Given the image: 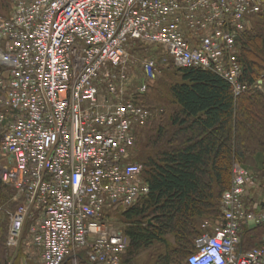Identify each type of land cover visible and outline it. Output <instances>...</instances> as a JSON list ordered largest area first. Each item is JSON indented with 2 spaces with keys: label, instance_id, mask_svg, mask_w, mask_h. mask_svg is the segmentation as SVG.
Listing matches in <instances>:
<instances>
[{
  "label": "built area",
  "instance_id": "2783aa9c",
  "mask_svg": "<svg viewBox=\"0 0 264 264\" xmlns=\"http://www.w3.org/2000/svg\"><path fill=\"white\" fill-rule=\"evenodd\" d=\"M255 14L264 0H13L0 15V180L24 201L10 213L7 244L30 208L37 264L81 249L93 263L120 264L127 237L106 212L148 192L132 161L152 113L136 102L147 87L137 71L158 73L147 50L211 70L238 95L236 38ZM232 171L222 222L194 239L186 264H264V240L243 250L240 237L247 222L264 221L242 199L256 179L239 163Z\"/></svg>",
  "mask_w": 264,
  "mask_h": 264
},
{
  "label": "trees",
  "instance_id": "16d2710c",
  "mask_svg": "<svg viewBox=\"0 0 264 264\" xmlns=\"http://www.w3.org/2000/svg\"><path fill=\"white\" fill-rule=\"evenodd\" d=\"M10 5L11 0H0V15L7 14ZM251 19L253 26L236 40L240 81L247 85L238 95L211 70L164 66V58L157 56L161 73L178 75L179 80L163 86L152 83L136 101L156 110L136 135L132 157L141 164L149 190L132 205L106 212L108 219L117 218L128 238L120 264H185L202 223L221 219L220 199L230 187L234 161L245 168L250 164L264 180V16ZM164 86L167 97L159 99ZM259 188L250 187L242 197L245 207L256 212L264 211V196L253 197ZM16 194L0 180V208L14 211L23 199ZM2 216L0 264H9L15 247L7 245L9 218ZM262 239L264 222L242 226L243 250ZM77 258L79 264H97L85 249Z\"/></svg>",
  "mask_w": 264,
  "mask_h": 264
},
{
  "label": "rangeland",
  "instance_id": "374dc122",
  "mask_svg": "<svg viewBox=\"0 0 264 264\" xmlns=\"http://www.w3.org/2000/svg\"><path fill=\"white\" fill-rule=\"evenodd\" d=\"M251 26H253L252 24V19L249 20V23L248 25L246 26V29H249ZM138 46V45H137ZM139 47V46H138ZM147 53L150 54V55H155L156 51L149 48L147 50ZM144 54V53H143ZM169 59V58H168ZM170 63H171V60L169 59ZM160 64V63H159ZM147 76L144 74L142 76V78H146ZM163 78V80H161ZM179 80V76L178 75H173L172 78H168V76L164 75V73H160L159 75L155 76L154 79H153V83H155V85L159 82L160 86H163L165 84H167L168 82L172 83V82H175V81H178ZM165 86L162 88L164 89ZM167 91L166 89L162 90V93L161 95H157V97L159 99L161 98H166L167 97ZM157 99V100H159ZM156 98H155V101H157ZM169 100V99H168ZM168 104H164L163 106L164 107H167ZM158 120H156V123H157ZM235 163H239L241 166H243V164L237 160L234 161L233 165ZM247 167L252 171V173L254 172L255 176L257 177V182L259 183V185H261V188L255 190V192L253 193V197L255 198V200H258L259 198H261L262 196H264V180H262V178H260L259 176V172L256 168L252 167V166H249L247 165ZM232 170H233V166H232ZM11 210V209H10ZM8 208H0V216H5L7 214L8 218L10 216V213L12 211H10ZM254 214H259V212H256V211H252ZM2 216V217H3ZM221 219H222V216H221ZM221 219H218V220H215L213 222L211 221H204L202 224H206V229L207 228H210L212 226H216L217 224H219V222L221 221ZM9 220V219H8ZM34 219H32V217H28L27 220H26V223H25V226L22 230V233H21V237H20V242L18 244V250H17V253L15 254L16 252V247L14 249V253H12V256H11V259L9 260V264H27L25 262V260L27 259V256L26 253L30 250L32 251H37V249L39 250V248H37L36 245H34L31 241V236L28 232V226L30 225V223L33 222ZM110 222L117 228H119L120 230H122V225L121 223L117 220V218L113 217L111 219H109ZM201 229H204L201 225ZM123 232V230H122ZM37 248V249H35ZM145 258H146V255H145ZM64 264H79V260L77 258V254L76 255H71L69 254L65 261H64Z\"/></svg>",
  "mask_w": 264,
  "mask_h": 264
},
{
  "label": "bare ground",
  "instance_id": "6f19581e",
  "mask_svg": "<svg viewBox=\"0 0 264 264\" xmlns=\"http://www.w3.org/2000/svg\"><path fill=\"white\" fill-rule=\"evenodd\" d=\"M12 1H13V0H11V4H12ZM10 6H11V5H10ZM255 15H263V16H264V14H255ZM255 15H253V16H255ZM253 16L250 17V20H251V18H252ZM245 29H246V28H245ZM245 29H244V30H245ZM244 30H243V31H244ZM243 31H242V32H243ZM242 32H240V33H242ZM240 33H239V34H240ZM239 34L237 35V38H238ZM237 38H236V40H237ZM238 52H239V48H238ZM155 54H156V56H159V55L162 56V57L164 58V60H163L164 63H165V61H169V59L171 60V58H170L169 56L163 55V54H161V53L158 52V51H156ZM237 56H238V54H237ZM168 58H169V59H168ZM171 63H172V62H171ZM169 64H170V63H169ZM169 64H168V65H169ZM168 65H167V66H168ZM164 66H165V65H164ZM199 68H200V67H199ZM1 69H2V68H1V66H0V70H1ZM202 69H203V68H202ZM137 72H138V78H139L140 80L146 82L147 87H146V90L143 92V93H145V92L148 90L149 85L153 83L152 81H153L154 77H153V78L146 77V78L143 79L142 76L144 75V73L141 72V71H137ZM160 73H161V70H160L159 67H158V73H157L155 76L159 75ZM243 84H244V83H243ZM245 85H246V84H245ZM246 89H247V85H246ZM246 89H245V90H246ZM232 91H233V90H232ZM243 91H244V90H243ZM243 91H241V92H243ZM241 92H240V93H241ZM143 93H142V94H143ZM233 93H234V92H233ZM240 93H239V94H240ZM142 94H141V95H142ZM234 95H235V94H234ZM140 105H141V104H140ZM145 107H146V106H145ZM147 108H149V107H147ZM1 109H2V108H1ZM149 109H151V108H149ZM151 110H152V113H151V115H152L153 112L156 111V110H154V109H151ZM0 112H4V109H2ZM151 115H150V116H151ZM144 125H145V124H144ZM144 125H143V126H144ZM143 126H141V127H143ZM141 127H139V129H138V131H137V134H138V132H139V130H140ZM137 134H136V135H137ZM0 137H1V136H0ZM135 138H136V136H135ZM1 141H2V140H1ZM132 151H133V154H132V157H133V156H134V145H133V150H132ZM243 167H244V166H243ZM244 168H245V167H244ZM232 174H233V171H232ZM254 177H255V176H254ZM255 179H256V178H255ZM231 181H232V176H231ZM4 184H5V183H4ZM147 185H148V184H147ZM230 186H231V183H230ZM257 186H259V183H258L257 180H256V185L251 186V187H257ZM229 188H230V187H229ZM229 188H228V189H229ZM249 188H250V187H248L247 189H249ZM247 189H246V191H245L244 194L247 193V191H248ZM148 190H149V189H148ZM224 192H225V191H224ZM224 192H223V193H224ZM222 195H223V194H222ZM15 196H18V195L16 194ZM142 196H143V195H142ZM221 198H222V196H221ZM23 201H24V200L22 199L21 203H23ZM21 203H20V204H21ZM220 203H221V199H220ZM20 204H19V205H20ZM19 205H18V206H19ZM18 206H17V207H18ZM121 208H123V207H121ZM247 208H248V207H247ZM16 209H17V208H16ZM16 209H15V210H16ZM248 209L252 212V210H251L250 208H248ZM15 210H14V211H15ZM220 211H221V206H220ZM12 212H13V211H12ZM260 213H264V211H260ZM28 214H29L28 217H32V219H33V215H32V214H33V210H31V209L29 208V210H28ZM253 214H254V213H253ZM257 214H258V213H257ZM221 216H222V211H221ZM28 217H27V218H28ZM26 220H27V219H26ZM221 222H222V219H221V221L219 222V224H220ZM263 222H264V221H263ZM9 223H10V222H9ZM9 223H8V229H9ZM25 223H26V222H25ZM247 223H249L250 225H253V224H255L256 222H254L253 220H251V221H249V222H247ZM258 223H260V222H258ZM30 224H31V223H30ZM219 224H217V225H219ZM202 225H203V224H202ZM217 225H216V226H217ZM202 227H203V226H202ZM212 227H214V226H212ZM212 227L207 228V229H206L205 227H203L204 229H201V233L204 232L205 230H211ZM241 230H242V228H241ZM201 233H200V234H201ZM200 234H199V235H200ZM199 235H198V236H199ZM198 236H197V237H198ZM20 237H21V235L17 238V244H16V245H14V246H12V245H8V244H7V245H8V246H12V247H16V248H17V247H18V244H19V242H20ZM240 237H241V231H240ZM7 238H8V235H7ZM195 238H196V237H195ZM195 238H194V239H195ZM263 240H264V239H262V240L259 242V244H260ZM241 243H242V240H241ZM259 244H258V245H259ZM127 245H128V238H127ZM127 245H126V247H127ZM258 245H256V246H258ZM256 246H254V247H256ZM126 247H125V248H126ZM193 247H194V243H193ZM254 247H253V248H254ZM125 248H124V249H125ZM124 249H123V250H124ZM250 249H252V248H250ZM247 250H249V249H247ZM193 251H194V250H193ZM193 251H192V252H193ZM76 254H77V253H76ZM68 255H69V254H68ZM68 255H67V256H68ZM71 255H73V254H71ZM187 257H188V256H187ZM187 257H186V259H187ZM65 258H66V257H65ZM186 259H185V264H186ZM64 260H65V259H64ZM63 262H64V261H63ZM63 262H62V264H63Z\"/></svg>",
  "mask_w": 264,
  "mask_h": 264
},
{
  "label": "crops",
  "instance_id": "0c3cea01",
  "mask_svg": "<svg viewBox=\"0 0 264 264\" xmlns=\"http://www.w3.org/2000/svg\"><path fill=\"white\" fill-rule=\"evenodd\" d=\"M249 166H251L250 164H248ZM247 168V167H246ZM247 169H249V168H247ZM31 238V237H30ZM35 249H37V248H35ZM26 255H28L27 256V259L25 260V262L27 263V264H37L39 261H40V250H38L37 249V251H28L27 253H26ZM67 257V256H66ZM66 259V258H65ZM65 261V260H64ZM63 264H64V262H63Z\"/></svg>",
  "mask_w": 264,
  "mask_h": 264
},
{
  "label": "water",
  "instance_id": "95a60500",
  "mask_svg": "<svg viewBox=\"0 0 264 264\" xmlns=\"http://www.w3.org/2000/svg\"><path fill=\"white\" fill-rule=\"evenodd\" d=\"M17 250H18V247L16 248V252H15V254L17 253Z\"/></svg>",
  "mask_w": 264,
  "mask_h": 264
}]
</instances>
